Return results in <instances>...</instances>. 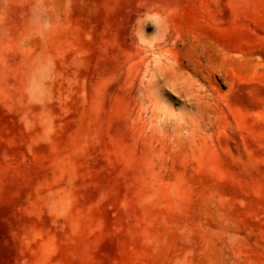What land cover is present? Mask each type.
I'll use <instances>...</instances> for the list:
<instances>
[{
	"label": "rangeland",
	"instance_id": "rangeland-1",
	"mask_svg": "<svg viewBox=\"0 0 264 264\" xmlns=\"http://www.w3.org/2000/svg\"><path fill=\"white\" fill-rule=\"evenodd\" d=\"M0 264H264V0H0Z\"/></svg>",
	"mask_w": 264,
	"mask_h": 264
},
{
	"label": "bare ground",
	"instance_id": "bare-ground-1",
	"mask_svg": "<svg viewBox=\"0 0 264 264\" xmlns=\"http://www.w3.org/2000/svg\"><path fill=\"white\" fill-rule=\"evenodd\" d=\"M168 43L169 35L164 27L156 41L147 45L142 44V56L137 61V66L140 69L138 82L139 84H145L146 89V95L141 100L140 107H142V111L145 114L150 112L152 116L158 113V92L164 90L163 86L168 84H186L189 77L185 76V69L194 68V66H190V63L184 66L177 58H173L170 50L166 49ZM156 54L158 57L154 56ZM151 57H153V65L148 61Z\"/></svg>",
	"mask_w": 264,
	"mask_h": 264
}]
</instances>
